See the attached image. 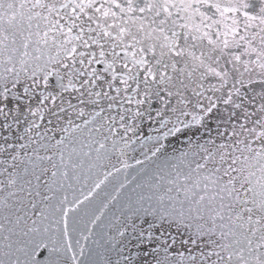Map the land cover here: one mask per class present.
Here are the masks:
<instances>
[{
    "label": "snow or ice",
    "instance_id": "6c2138e0",
    "mask_svg": "<svg viewBox=\"0 0 264 264\" xmlns=\"http://www.w3.org/2000/svg\"><path fill=\"white\" fill-rule=\"evenodd\" d=\"M0 264H264V0H0Z\"/></svg>",
    "mask_w": 264,
    "mask_h": 264
}]
</instances>
